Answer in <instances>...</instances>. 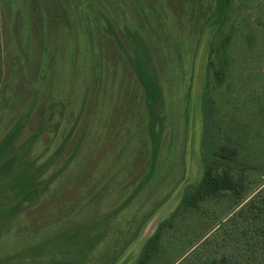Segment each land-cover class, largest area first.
I'll list each match as a JSON object with an SVG mask.
<instances>
[{"label": "rangeland", "instance_id": "obj_1", "mask_svg": "<svg viewBox=\"0 0 264 264\" xmlns=\"http://www.w3.org/2000/svg\"><path fill=\"white\" fill-rule=\"evenodd\" d=\"M213 3L0 0V141L18 123L17 144L40 128L29 156L46 164L42 178L58 172L39 199L7 224L0 220V264L92 221L106 236L85 264H107L123 250L115 264H132L145 237L200 183L213 160L204 157L208 135L216 147H229L226 167L238 185L174 219L176 227L187 224L185 241L195 242L251 197L264 207V0H233L218 33ZM232 24L235 36L223 49L233 58L220 65L221 83L208 79L204 112L209 53ZM138 46L150 53L161 90L154 109L165 116L146 182L149 115L128 59L142 53ZM172 230L162 237L169 248L178 241ZM256 256L255 264H264V252Z\"/></svg>", "mask_w": 264, "mask_h": 264}, {"label": "trees", "instance_id": "obj_2", "mask_svg": "<svg viewBox=\"0 0 264 264\" xmlns=\"http://www.w3.org/2000/svg\"><path fill=\"white\" fill-rule=\"evenodd\" d=\"M213 1V11L209 16L214 17L218 33L223 29L226 20L231 19L234 3L233 0ZM107 24L111 30L110 23ZM231 28V32L223 38V43L212 48L209 53L203 90L204 112L209 109L206 105L209 96L208 79L215 77L216 81L221 83L225 73L220 69V65L233 58L223 49L227 41L235 36L236 32L233 31L237 30L236 25L232 24ZM127 37L132 39L129 34ZM138 47H143L142 53L129 56L128 59L134 63L132 67L135 76L144 89L149 115L147 130L152 141L150 168L144 180L146 182L155 170L165 116L159 117L154 109L161 90L150 53L145 50V46ZM21 130L22 124H15L0 141V220L6 221L5 224L13 213L39 199L58 174L57 172L42 178L46 164L36 166L35 160L29 156L40 128L22 143L17 144ZM211 138L208 135L204 139L207 142L204 145V157L213 160L205 164L200 183L194 191L183 196L180 203L183 207H175L169 217L158 222L153 232L145 237L139 254L132 264H255L256 253L264 252V207H257L253 197L244 204L240 203L238 205L242 204L240 207H233L220 222L197 235L193 243L190 239L187 242L184 239L187 235V224L178 222L181 225L177 227L174 224L175 218L183 214L182 219H184V213L187 210H194L206 196L211 197L236 190L237 181L226 167L230 163L228 159L230 149L223 145L216 147ZM168 227L173 229L172 236L178 239L171 248L162 242L163 233ZM139 231L140 229L133 240L140 234ZM105 236L106 231L98 230L96 221L72 224L70 228L56 231L42 241L30 244L23 251L11 255L8 260L6 259V264H12L11 260H18L21 264H85ZM123 251L109 259L107 264H115Z\"/></svg>", "mask_w": 264, "mask_h": 264}, {"label": "crops", "instance_id": "obj_3", "mask_svg": "<svg viewBox=\"0 0 264 264\" xmlns=\"http://www.w3.org/2000/svg\"><path fill=\"white\" fill-rule=\"evenodd\" d=\"M118 8H120V7H118ZM112 29V28H111ZM127 36H128V32H127Z\"/></svg>", "mask_w": 264, "mask_h": 264}]
</instances>
